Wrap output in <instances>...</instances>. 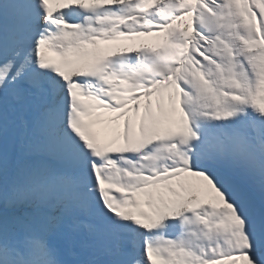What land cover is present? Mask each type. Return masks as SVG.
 I'll use <instances>...</instances> for the list:
<instances>
[{
  "label": "snow or ice",
  "instance_id": "6c2138e0",
  "mask_svg": "<svg viewBox=\"0 0 264 264\" xmlns=\"http://www.w3.org/2000/svg\"><path fill=\"white\" fill-rule=\"evenodd\" d=\"M0 264H264V0H0Z\"/></svg>",
  "mask_w": 264,
  "mask_h": 264
}]
</instances>
